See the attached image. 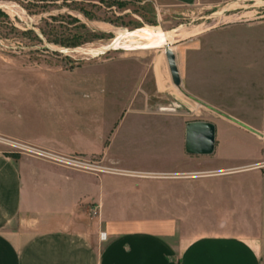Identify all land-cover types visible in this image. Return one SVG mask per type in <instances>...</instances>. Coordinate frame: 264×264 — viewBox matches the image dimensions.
Wrapping results in <instances>:
<instances>
[{
	"label": "crops",
	"instance_id": "crops-1",
	"mask_svg": "<svg viewBox=\"0 0 264 264\" xmlns=\"http://www.w3.org/2000/svg\"><path fill=\"white\" fill-rule=\"evenodd\" d=\"M229 1L163 0L223 4V15ZM165 32L172 41L161 33L149 46L173 45V29ZM202 63L182 76L177 62L190 93L199 95L193 85L209 70ZM12 91L4 93L0 81V144L42 154L15 161L0 148V264H264V148L241 152L236 145L241 134L263 141V129L238 119L237 109L198 96L216 107L200 119L215 125V146L189 154L182 114L173 112V141L159 140L162 128L153 124L138 129L136 140L114 144L111 128L125 112L163 116L161 110L129 108L128 101L98 136L83 124L87 93ZM50 154L96 157L100 170L67 167Z\"/></svg>",
	"mask_w": 264,
	"mask_h": 264
},
{
	"label": "rangeland",
	"instance_id": "rangeland-1",
	"mask_svg": "<svg viewBox=\"0 0 264 264\" xmlns=\"http://www.w3.org/2000/svg\"><path fill=\"white\" fill-rule=\"evenodd\" d=\"M229 2L223 15L218 14L223 4L0 0L2 90L10 93L12 88V93L32 97L44 92L87 93L91 97L81 100L83 124L96 129L98 136L107 132L128 101L129 108L161 110L163 116L135 117L125 112L111 128L114 144L136 140L138 129L153 124L162 128L159 140L173 141V112L182 114V120H200L210 118L208 109H216L200 98L203 92L237 109L238 119L263 129L264 136V114L251 113L258 109L264 113V0ZM171 29V46L182 76L196 72L194 63L209 66L204 68L203 84L193 85L199 95L190 93L182 82L180 87L172 83L161 45L147 48L158 41L157 35ZM46 111L42 108L41 114ZM236 141L241 152L245 147L264 148V140L243 134ZM0 148L15 161L34 154L8 144ZM70 156L100 166L96 157Z\"/></svg>",
	"mask_w": 264,
	"mask_h": 264
},
{
	"label": "water",
	"instance_id": "water-1",
	"mask_svg": "<svg viewBox=\"0 0 264 264\" xmlns=\"http://www.w3.org/2000/svg\"><path fill=\"white\" fill-rule=\"evenodd\" d=\"M162 47V46H161ZM169 75L172 83L180 87L181 78L175 52L166 40L163 47ZM215 146V125L205 120H189L185 125L184 148L189 154H210Z\"/></svg>",
	"mask_w": 264,
	"mask_h": 264
},
{
	"label": "built area",
	"instance_id": "built-area-1",
	"mask_svg": "<svg viewBox=\"0 0 264 264\" xmlns=\"http://www.w3.org/2000/svg\"><path fill=\"white\" fill-rule=\"evenodd\" d=\"M31 150V149H29ZM38 154H42L40 151L32 150ZM51 159L55 160L56 162L65 165L67 167H72L76 169H81V170H94L97 167L99 168L100 166H95L92 162L86 159H82L77 156H66V155H58V154H50L49 155ZM99 237L101 240H104L106 237V234L104 231H101L99 234Z\"/></svg>",
	"mask_w": 264,
	"mask_h": 264
},
{
	"label": "bare ground",
	"instance_id": "bare-ground-1",
	"mask_svg": "<svg viewBox=\"0 0 264 264\" xmlns=\"http://www.w3.org/2000/svg\"><path fill=\"white\" fill-rule=\"evenodd\" d=\"M171 35V33H163L162 37H164L165 39H167V37L169 38V36ZM165 46V44H164ZM156 47H160V45H154V46H147V48H156Z\"/></svg>",
	"mask_w": 264,
	"mask_h": 264
}]
</instances>
